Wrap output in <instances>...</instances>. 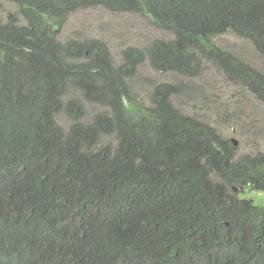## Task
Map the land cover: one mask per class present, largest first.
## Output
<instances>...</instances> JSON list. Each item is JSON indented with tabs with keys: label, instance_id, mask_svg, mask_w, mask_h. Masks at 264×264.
I'll return each instance as SVG.
<instances>
[{
	"label": "trees",
	"instance_id": "1",
	"mask_svg": "<svg viewBox=\"0 0 264 264\" xmlns=\"http://www.w3.org/2000/svg\"><path fill=\"white\" fill-rule=\"evenodd\" d=\"M7 1L0 264H264V205L242 196L264 191V154L237 156L184 113L181 83H152L148 101L132 85L144 64L194 78L207 62L264 103V73L217 41L232 33L264 60V0ZM93 7L171 37L118 59L99 38L63 40L68 17Z\"/></svg>",
	"mask_w": 264,
	"mask_h": 264
},
{
	"label": "rangeland",
	"instance_id": "2",
	"mask_svg": "<svg viewBox=\"0 0 264 264\" xmlns=\"http://www.w3.org/2000/svg\"><path fill=\"white\" fill-rule=\"evenodd\" d=\"M11 10L14 7L9 1L0 0V13ZM83 36L103 40L118 59L120 50L126 46L145 47L153 40L169 38L171 34L156 28L143 15L93 7L70 15L61 33L63 40ZM217 41L223 48L264 73V60L251 43L232 33L219 36ZM155 82L181 83L185 89L182 95L174 98L177 106L184 113L209 123L223 138L234 139L237 156L264 154V103L246 87L227 81L212 64L204 63L201 74L194 78L156 72L144 64L132 81L133 90L141 100L148 101L151 84ZM58 119L64 125L69 123L64 113ZM242 196L264 205V191H250Z\"/></svg>",
	"mask_w": 264,
	"mask_h": 264
},
{
	"label": "water",
	"instance_id": "3",
	"mask_svg": "<svg viewBox=\"0 0 264 264\" xmlns=\"http://www.w3.org/2000/svg\"><path fill=\"white\" fill-rule=\"evenodd\" d=\"M232 142L234 143V145L236 144V141L234 139H231ZM233 190L236 191L237 189L235 187H233Z\"/></svg>",
	"mask_w": 264,
	"mask_h": 264
}]
</instances>
